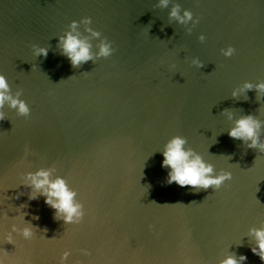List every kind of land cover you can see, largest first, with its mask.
<instances>
[{
	"label": "water",
	"instance_id": "obj_1",
	"mask_svg": "<svg viewBox=\"0 0 264 264\" xmlns=\"http://www.w3.org/2000/svg\"><path fill=\"white\" fill-rule=\"evenodd\" d=\"M159 4L0 0V74L31 109L24 118L6 104L0 122V258L59 264L67 251L65 264H221L234 253L264 264L249 236L264 228V154L228 136L242 116L264 122V96L232 97L246 82H264V0ZM177 4L193 21L170 20ZM88 17L115 52L74 69L60 37ZM85 28L78 32L95 53L100 40ZM32 45L48 48L47 58ZM228 47L231 58L221 52ZM175 136L233 179L219 191L167 185L162 153ZM40 170L77 193L82 222L55 219L43 196L28 199L26 174ZM13 225L33 226V239L12 233L7 243Z\"/></svg>",
	"mask_w": 264,
	"mask_h": 264
},
{
	"label": "clouds",
	"instance_id": "obj_2",
	"mask_svg": "<svg viewBox=\"0 0 264 264\" xmlns=\"http://www.w3.org/2000/svg\"><path fill=\"white\" fill-rule=\"evenodd\" d=\"M169 2L170 0H160L159 6L167 7ZM180 11V5H175L170 13V20L175 19L180 24H187L193 21V13L191 11L185 10L183 16L180 15ZM92 23L93 21L90 17L84 18L79 22L73 21L69 25L70 31L60 37L59 47L62 50V54L70 60L74 69L80 68L89 61L95 63L99 59H108L115 52L112 43L106 37H103L101 32L95 31L91 27ZM198 23L199 19H196L195 24L197 25ZM81 24L86 25L85 33H88L93 39L100 40L97 52L93 53V46L88 36L81 39V33L78 32ZM199 40L204 42L206 37L201 35ZM32 49L36 57L42 56L46 59L49 54V49L46 47L32 45ZM221 52L226 58H231L235 54V49L228 47L227 49H221ZM193 64L197 68L204 67V64L198 58L193 60ZM249 91H255L257 96H264V82L255 85L246 82L243 88L233 91L232 97L238 99L241 93L246 94ZM22 95L23 91L18 90L13 96L6 77L0 74V122L7 119L4 112L6 104L15 110L19 116L30 117L31 109L27 102L20 98ZM224 115L230 120L234 118V113L230 110H225ZM262 129H264V122L257 119L254 115H245L235 121V126L228 132V136L234 140L242 141L248 149L258 150L264 154V142H261V135L264 134ZM187 145V139L181 136H175L166 143L162 153L164 157L162 166L165 169H170L166 180L167 185L177 184L180 187H191L197 192L209 189L219 191L227 182L233 179L231 172L221 170L217 174L214 165L207 163L201 155L191 147H187ZM28 154L29 150L26 147L25 155L27 156ZM22 185L31 190L28 195L29 200H37L40 196L45 198L46 205L55 210V219L60 220L62 218L65 224H79L82 222L85 211L83 204L75 201L77 193L69 189L67 182L63 178L57 177L53 180L51 170L27 173L25 183ZM16 198L18 199L19 196ZM33 219H39V217H33ZM12 233L22 236L24 240H32L35 235L31 225L22 230L13 225L11 233L6 237L7 243L15 244ZM249 236L253 237L256 242L255 246L251 247L252 253L264 262V228L251 229ZM83 254L90 255L91 253L85 250ZM70 255L71 253L66 251L62 255L59 264H65ZM246 261V256L241 255L237 259L233 253L221 261V264H246ZM0 264H11L8 260L7 252H5L4 258H0Z\"/></svg>",
	"mask_w": 264,
	"mask_h": 264
}]
</instances>
